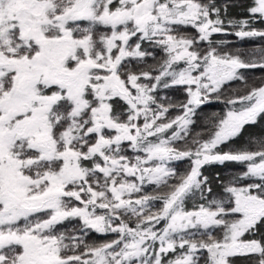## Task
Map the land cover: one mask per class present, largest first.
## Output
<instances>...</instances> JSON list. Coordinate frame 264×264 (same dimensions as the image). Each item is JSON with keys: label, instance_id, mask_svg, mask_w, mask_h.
Wrapping results in <instances>:
<instances>
[{"label": "snow or ice", "instance_id": "1", "mask_svg": "<svg viewBox=\"0 0 264 264\" xmlns=\"http://www.w3.org/2000/svg\"><path fill=\"white\" fill-rule=\"evenodd\" d=\"M239 258L264 264V0H0V264Z\"/></svg>", "mask_w": 264, "mask_h": 264}, {"label": "trees", "instance_id": "2", "mask_svg": "<svg viewBox=\"0 0 264 264\" xmlns=\"http://www.w3.org/2000/svg\"><path fill=\"white\" fill-rule=\"evenodd\" d=\"M218 2H223V0H218ZM238 2H243L245 4H250L251 3V0H238ZM233 12H240L241 14H243V10L242 9H233L231 10ZM189 31L191 32L192 30L189 29ZM230 39H235L234 37H231ZM253 43H259V41H246L244 42V44L242 46L244 47H250ZM234 47L235 46H241V45H233ZM162 95H164L165 93H161ZM167 95H170V96H173L174 95V98L175 99H182L183 97L182 96H179L178 94H173V93H167ZM211 110H222V106L220 104H217V105H214V107L212 109H205V111H211ZM174 115L175 114H178V113H173ZM186 163L187 162H184V163H181L178 165V167L180 169H183L184 167H186ZM230 169H231V166H226V167H220V166H217V165H212V166H207L205 169H204V172H205V175H208V176H213L216 172H220L222 174V176H228L230 174ZM150 190V189H149ZM112 237L111 236H107V237H104V236H93L92 239H95V240H103V239H111ZM238 264H248V261L246 258H239L238 260Z\"/></svg>", "mask_w": 264, "mask_h": 264}]
</instances>
